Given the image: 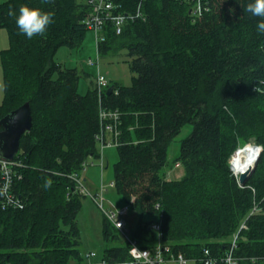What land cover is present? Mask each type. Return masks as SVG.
<instances>
[{
	"label": "trees",
	"instance_id": "trees-1",
	"mask_svg": "<svg viewBox=\"0 0 264 264\" xmlns=\"http://www.w3.org/2000/svg\"><path fill=\"white\" fill-rule=\"evenodd\" d=\"M208 1L210 10L195 20L187 2L146 0V18L127 20L121 34L108 22L104 41L95 43L96 62L100 52L124 48L133 78L130 86L108 82L100 99L96 80L81 95V73L54 61L60 47L84 42L85 0L0 4V29L9 41L0 53V118L25 103L32 115L14 158L22 166L13 189L23 206L0 211V264H82L76 217L86 195L70 176L99 156L100 107L121 112L114 186L139 216L130 235L141 248L154 240L151 222L142 218L158 216L164 241L188 264H203L205 250L223 264L235 235L237 264H251L253 256L264 264V35L256 30L259 18L244 11L252 0ZM138 2L124 1L123 11L136 10ZM21 5L54 12L44 36L19 33L7 13ZM187 124L191 133L174 162L183 176L168 179V148ZM248 142L262 151L240 186L228 160ZM255 207L261 210L252 212ZM243 223L246 229L239 230ZM102 232V260H129L127 242L105 215Z\"/></svg>",
	"mask_w": 264,
	"mask_h": 264
},
{
	"label": "rangeland",
	"instance_id": "rangeland-1",
	"mask_svg": "<svg viewBox=\"0 0 264 264\" xmlns=\"http://www.w3.org/2000/svg\"><path fill=\"white\" fill-rule=\"evenodd\" d=\"M6 0H0V4ZM8 36L5 29H0V53L8 47ZM95 35L93 31L86 30L84 42L81 47L77 49H70L67 47H60L55 56L54 61L60 63L67 68H76L80 73L78 83V93L84 95L90 85V81H95L97 74L104 76L108 82L118 83L122 86L132 85L133 73L129 67V57L124 48L118 50H110L107 53L100 52L98 64L96 63V48H95ZM92 61V63L90 62ZM99 65V68H98ZM4 101V85L2 67L0 64V105ZM192 126L185 125L179 135L171 142L168 152L167 161L168 166L164 168L166 178L177 180L183 176V169L179 166L176 167L175 160L179 155V148L181 140L188 137L191 133ZM251 143V142H250ZM248 142V144H250ZM256 145L255 143H251ZM245 145H240L235 149L233 154ZM261 148L262 146L256 145ZM98 155L101 154V144L97 142ZM232 154V155H233ZM228 160V168L235 178L238 177L233 173L230 160ZM90 157L86 160V166L80 171L79 177L84 185L87 187L91 195L98 192L101 185V178L104 185L108 186L110 183L113 185L108 186L104 192V208L119 212L126 209L127 214L124 220L131 232L137 226L139 221L138 214L126 203L124 197L120 195L114 186V171L113 165L118 160L117 147L114 145H107L102 149V156L104 160V169H101V158ZM246 162H244V165ZM99 200V199H97ZM104 214L99 208L97 202L90 195L82 198V206L77 214L76 222L80 232V246L79 250L83 257L82 264H100L104 251V238L102 232V220ZM159 217L144 216L142 223L157 222ZM246 229V228H245ZM120 240L125 243L122 237ZM88 254H94V257H87Z\"/></svg>",
	"mask_w": 264,
	"mask_h": 264
},
{
	"label": "built area",
	"instance_id": "built-area-1",
	"mask_svg": "<svg viewBox=\"0 0 264 264\" xmlns=\"http://www.w3.org/2000/svg\"><path fill=\"white\" fill-rule=\"evenodd\" d=\"M124 1L126 0H85V4L89 6L90 11L86 15L83 23L88 30L93 31L95 35L96 46L99 42L104 41V27L108 22L114 29L116 34H121L125 22L127 20H144L146 16L141 12L143 2L146 0H139L137 8L134 11L125 13ZM187 2L191 5L190 15L193 19L201 17L205 12L210 10V2L208 0H177ZM99 57L97 56V64ZM92 63V61H90ZM97 90L99 93V99L105 88L108 86L107 79L101 74H97L96 78ZM100 128L98 134L95 136L96 141L101 144V169H104V160L102 156V149L107 145L119 146V124L121 120V112L118 110H106L102 107L99 108ZM86 162L83 164V168L86 166ZM21 163L15 159L9 161L0 159V211L7 209L22 208L20 198L14 192V180L20 179L21 175L17 173ZM176 167L180 164L176 163ZM113 183H110L111 186ZM103 184L101 178V185L98 192L95 195H91L87 187L81 181L80 177H77V190L84 195H90L97 202L99 208L103 211V214L108 221L119 231L121 236L127 242L129 250V260L125 262H117L115 264H188V260L182 255H175L169 246L164 241V234L161 229V223L151 222L148 226L149 230L154 234L153 244L150 248H141L137 240L133 239L130 235L128 226L124 220L127 214L126 209L119 212L112 210H106L104 208V192L107 187ZM99 199V200H97ZM261 209L255 207L252 212H259ZM245 229V224H241L239 230ZM237 235L233 237L230 249L221 258L223 264H237L236 259L233 256V249L236 245ZM204 257L202 258L203 264H214L216 258L212 257L208 250L204 251ZM87 257H94V254H88ZM100 264H112L108 261L102 260Z\"/></svg>",
	"mask_w": 264,
	"mask_h": 264
},
{
	"label": "clouds",
	"instance_id": "clouds-1",
	"mask_svg": "<svg viewBox=\"0 0 264 264\" xmlns=\"http://www.w3.org/2000/svg\"><path fill=\"white\" fill-rule=\"evenodd\" d=\"M44 2L50 3L52 0H44ZM244 11H247L253 17L259 18L256 30L259 34L264 35V0H252V2L247 3ZM7 15L15 17L19 33L25 35L28 39L35 36H44L49 25L54 23V12L43 11L38 7L27 5H21L18 13L10 6ZM261 83H264V81H259V84ZM254 90L256 92L261 91L258 86ZM51 183L50 180L46 181L44 187H51ZM257 259L255 256L250 257L251 264H257Z\"/></svg>",
	"mask_w": 264,
	"mask_h": 264
},
{
	"label": "water",
	"instance_id": "water-1",
	"mask_svg": "<svg viewBox=\"0 0 264 264\" xmlns=\"http://www.w3.org/2000/svg\"><path fill=\"white\" fill-rule=\"evenodd\" d=\"M190 13V11H189ZM114 87L110 86L107 94L113 92ZM32 127V115L29 103H25L17 109L9 112L0 118V159L13 160L19 151L21 136L30 131ZM258 148V155L255 161L245 171H242L238 177L240 186H244L251 177L258 163L261 148Z\"/></svg>",
	"mask_w": 264,
	"mask_h": 264
},
{
	"label": "bare ground",
	"instance_id": "bare-ground-1",
	"mask_svg": "<svg viewBox=\"0 0 264 264\" xmlns=\"http://www.w3.org/2000/svg\"><path fill=\"white\" fill-rule=\"evenodd\" d=\"M98 54H99V52H98ZM98 68H99V65H98ZM258 151L259 150H258V148L255 147V145L249 144L243 148L238 149L233 154L232 160H230V165H231L233 173L237 177H239V175L242 171H245L249 166L252 165V163L255 161V159L258 155ZM244 162H246L245 165H244ZM70 177L77 183V176L71 175Z\"/></svg>",
	"mask_w": 264,
	"mask_h": 264
}]
</instances>
